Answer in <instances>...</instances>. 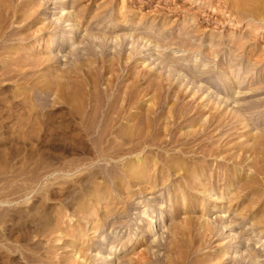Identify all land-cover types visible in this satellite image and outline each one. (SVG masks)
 Returning a JSON list of instances; mask_svg holds the SVG:
<instances>
[{"label":"rangeland","instance_id":"rangeland-1","mask_svg":"<svg viewBox=\"0 0 264 264\" xmlns=\"http://www.w3.org/2000/svg\"><path fill=\"white\" fill-rule=\"evenodd\" d=\"M246 2L0 0V264H264Z\"/></svg>","mask_w":264,"mask_h":264},{"label":"bare ground","instance_id":"bare-ground-1","mask_svg":"<svg viewBox=\"0 0 264 264\" xmlns=\"http://www.w3.org/2000/svg\"><path fill=\"white\" fill-rule=\"evenodd\" d=\"M224 1V0H223ZM243 0H226V3L228 4V5H230V7L231 6H233V8H236V10L237 11H239V8H244V4H245V2H246V0H244V4L243 5H241V3L240 2H242ZM224 3V2H223ZM246 3H248V2H246ZM226 5V4H225ZM248 4H246V6H247ZM263 6V5H262ZM242 8V9H243ZM247 8V7H246ZM241 10V9H240ZM242 11V10H241ZM264 11V10H263ZM233 12H235V11H233ZM258 13H256V11L254 10V11H252V14H251V16H252V18L254 17L255 19H257V17H258V15H257ZM233 14L232 13H230V17L232 16ZM263 15V14H262ZM229 17V18H230ZM231 18H233L234 19V17L232 16ZM258 18H260V17H258ZM255 19H253V20H255ZM264 19V18H263ZM231 20V19H230ZM241 20V19H240ZM260 20V19H259ZM232 21V20H231ZM255 21H257V20H255ZM263 29V28H262ZM255 31L257 32V34L256 35H258V36H260V34L258 33L259 32V27L258 28H255ZM256 38V37H255ZM45 40H46V38H44L43 36H42V38L40 39V41L38 42V43H35V44H33V46L31 47V50L32 51H34L36 48H37V46H40V48H42V51H43V53H47L49 50H48V47L46 46V42H45ZM47 41V40H46ZM160 221V219L159 218H157L156 216H155V219H153L152 221H151V224L149 225V228L147 229L148 230V232L150 233V234H152L153 232H154V229L155 230H157V228L158 227H160L161 225L160 224H158V222ZM90 226V225H89ZM88 230H92L93 228L90 226L89 228H87ZM135 229H137V228H135ZM140 237H139V235H135L134 237H133V240H132V243H131V245H138L139 243H140ZM76 253H77V251H76Z\"/></svg>","mask_w":264,"mask_h":264}]
</instances>
